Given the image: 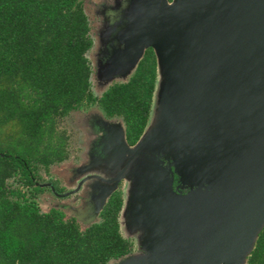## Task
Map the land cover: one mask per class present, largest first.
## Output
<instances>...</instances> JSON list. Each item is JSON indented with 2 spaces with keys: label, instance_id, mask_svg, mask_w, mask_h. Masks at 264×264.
<instances>
[{
  "label": "water",
  "instance_id": "water-1",
  "mask_svg": "<svg viewBox=\"0 0 264 264\" xmlns=\"http://www.w3.org/2000/svg\"><path fill=\"white\" fill-rule=\"evenodd\" d=\"M116 11L97 34L96 85L125 81L151 48L156 109L132 145L110 124L98 154L113 175L85 224L123 181L119 231L137 251L106 264H245L264 225V0H117Z\"/></svg>",
  "mask_w": 264,
  "mask_h": 264
},
{
  "label": "trees",
  "instance_id": "trees-1",
  "mask_svg": "<svg viewBox=\"0 0 264 264\" xmlns=\"http://www.w3.org/2000/svg\"><path fill=\"white\" fill-rule=\"evenodd\" d=\"M89 29L82 0H0V264H106L134 250L119 231L120 188L83 228L36 201L46 189L36 184L39 170L68 156L60 123L71 111L95 105L120 118L128 145L149 116L156 80L151 48L125 81L94 95ZM245 264H264V225Z\"/></svg>",
  "mask_w": 264,
  "mask_h": 264
},
{
  "label": "rangeland",
  "instance_id": "rangeland-1",
  "mask_svg": "<svg viewBox=\"0 0 264 264\" xmlns=\"http://www.w3.org/2000/svg\"><path fill=\"white\" fill-rule=\"evenodd\" d=\"M84 4V12L86 13L89 22V34L92 39V46L86 53L88 59L91 75L90 85L91 91L94 95H98L103 91V87L97 86V77L95 75L96 67L92 62V56L94 52V46L98 43V32L101 29L103 22L112 25L115 23V19H120V13L114 12L115 2L117 0H82ZM97 12L100 16L96 14ZM118 17V18H116ZM101 19V21H100ZM96 35V36H95ZM132 70L128 72V75L121 79L126 80ZM116 75V74H115ZM120 81V80H117ZM113 80L110 82H117ZM100 88V89H99ZM102 90V91H100ZM157 90L155 87L152 99L151 110L146 124H151L154 120L155 105H156ZM85 111L84 114H80V111ZM88 110V111H86ZM79 112V113H77ZM77 113V114H76ZM118 121H117V120ZM119 122L120 127H123V123L118 117H106L102 111L95 105H91L88 108H81L76 112H70L60 123V127L65 130L68 136L67 139V151L68 156L66 160H63L57 164H53L48 167L45 173L42 169L39 170V175L43 178L41 181H51L55 187H62L66 192L64 194L70 195L73 199L77 200V203L69 198L58 200L50 195L47 199L36 200L40 209L46 210L49 206L59 204L65 205L66 208L61 206L65 217H72L76 220L81 228L87 226L89 222H86V217L89 216V212L93 211L96 206V197L99 194L100 188L104 186V179L107 176L113 175L110 172L112 164L106 163L102 157L98 154V149L102 140H107L109 135H113L114 127H110L113 122ZM48 176H50L49 179ZM40 181V182H41ZM124 182L120 181L118 188L124 193ZM46 190V189H45ZM51 193V190H50ZM122 193V196H123ZM48 193L44 194L47 195ZM125 194V193H124ZM42 200V201H41ZM69 206V207H68ZM63 207V208H62ZM74 211H70V210ZM81 214H75L76 211ZM91 223V222H90ZM120 233L125 236V232L120 225ZM134 243V252L137 251L136 240L129 237Z\"/></svg>",
  "mask_w": 264,
  "mask_h": 264
},
{
  "label": "flooded vegetation",
  "instance_id": "flooded-vegetation-1",
  "mask_svg": "<svg viewBox=\"0 0 264 264\" xmlns=\"http://www.w3.org/2000/svg\"><path fill=\"white\" fill-rule=\"evenodd\" d=\"M89 107H91V106H89ZM78 110H80V109H78ZM78 110H76V111H78ZM76 111H71V112H76ZM86 111H88V110H86ZM85 113V111H83V110H81L80 111V114H78V115H81V114H84ZM77 113H79V112H77ZM76 113V114H77ZM67 159V158H66ZM66 159H64V160H66ZM48 178L49 179H52V178H50V176H48ZM174 181V180H173ZM176 183V182H175ZM38 186H40V187H43V188H46V190L44 189L39 195H38V197H37V200L38 199H42V200H45V199H47V197H48V195H50L51 197H53V195H54V197L53 198H55V199H58V200H63V199H71L72 201H73V203L75 204V203H77V200L76 199H73V197H70V195H68V194H66V195H62V194H64L66 191L64 190V189H62V187H55L54 185H53V183L51 182V181H42V182H39V183H36ZM173 185H175L174 183H173ZM50 190H51V193H50ZM185 190H182V192H184ZM46 193H48L47 195H44V194H46ZM41 200V201H42ZM61 206H63L62 204H59V206L57 207V206H55V205H52V206H49L47 209H49V208H51V207H55V208H57V209H60V210H62L61 209ZM64 208H66V206L64 205L63 206ZM62 207V208H63ZM69 207V206H68ZM66 209H68V208H66ZM70 210V209H69ZM70 211H73V210H70Z\"/></svg>",
  "mask_w": 264,
  "mask_h": 264
}]
</instances>
